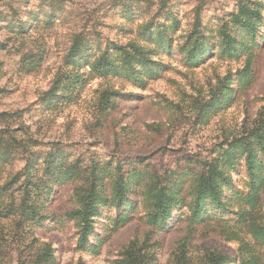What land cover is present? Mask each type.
I'll list each match as a JSON object with an SVG mask.
<instances>
[{"label": "rangeland", "instance_id": "rangeland-1", "mask_svg": "<svg viewBox=\"0 0 264 264\" xmlns=\"http://www.w3.org/2000/svg\"><path fill=\"white\" fill-rule=\"evenodd\" d=\"M243 5L258 10L250 30L236 16ZM121 6L119 0H0V145L11 136L24 143L20 148L12 141L16 152L12 162L0 168V185L8 172H22L29 157L37 159V168L52 154L63 160L64 168L75 162L85 167L91 161L110 162L115 168L119 162L122 172L135 163L141 172L155 169L161 174L178 171L187 157H212L230 143L250 139L264 117V0H163L145 9L133 3L131 15ZM170 11L178 19L175 30L162 27L171 25L165 19ZM148 19L150 37L143 28L137 30ZM128 29L144 45L151 63L165 64L158 77L135 81L122 74L98 76L87 74L83 66H75L76 73L68 63L66 55L77 36L87 42V52L98 54L109 41L125 44L134 35L124 32ZM163 30L171 37L165 49V35L156 36ZM193 30L192 38L200 36L208 49L196 63L181 49ZM58 73L73 79L58 82L61 99L43 101ZM80 73L88 75L85 83ZM225 77L231 78L232 88L226 102L198 122L189 103L205 106L213 95L219 96ZM106 86L118 92L108 114L96 102L98 90ZM148 124L161 127L149 129ZM260 148L255 145L257 157L264 160ZM230 177L233 190L247 194L243 155ZM72 180L54 186L41 209V223L23 224L15 231L0 215V264H19V244L26 238L51 245L55 264H122L125 247L135 238L141 254L137 264H206L204 252L210 250L222 253L226 264H239L240 257H255L264 264V230L247 232L234 212L249 206L235 194L232 209L211 210L194 225L187 219L188 208L176 207L164 227L147 223L144 204L131 195L137 208L125 220L112 226L108 217L117 216L115 208L103 209L98 217L93 236L101 241L96 253L76 250V228L64 217L76 206L73 191L80 181ZM262 198L250 218L264 228ZM15 232H26L23 242Z\"/></svg>", "mask_w": 264, "mask_h": 264}, {"label": "trees", "instance_id": "trees-1", "mask_svg": "<svg viewBox=\"0 0 264 264\" xmlns=\"http://www.w3.org/2000/svg\"><path fill=\"white\" fill-rule=\"evenodd\" d=\"M119 1L125 15L133 13L132 9H128L133 3L139 4L143 8L153 3H163V0H157V2L153 0ZM243 6L236 16L250 30L254 28V17L258 10L248 5ZM165 19L170 20L171 25L164 24L162 25L163 29L168 26H172L174 30L177 28L178 19L171 11L165 13ZM149 20L143 21L137 27V30L140 27L143 28L145 30L143 33H148V37L152 35L148 28L152 20ZM164 31L166 32L163 30L156 35L157 37L165 35L166 43L162 46L163 49L169 48L171 42V37L164 34ZM124 32L134 33V35L129 37L125 44L109 41L98 54L87 52V42L82 40L81 36H77L66 55L68 63L72 65L73 70L75 66L78 68L83 66L88 68L87 74L98 76L122 74L129 80L135 81L143 80L144 77H158L165 70V64L163 66L162 63H151L144 45L140 44L135 32L131 29ZM195 33L196 31L193 30L188 42L181 46L187 59L194 63L201 60L208 51L203 41H200V36L192 38V34ZM139 66L140 69H138ZM74 71L79 73L78 70ZM61 75L62 77H60ZM79 76L84 79V83L89 78L83 73L78 74ZM239 77L242 78L244 75H239ZM60 79L70 81L73 77L58 73L54 80L55 83L45 92L43 101L47 100L48 102L62 98V94L56 92L61 82ZM230 81V77H225L221 85L223 91L219 96L213 95L205 103V106H197L198 103L194 104V102L189 103L191 105L189 108L194 111L198 122H205L211 111L226 102L227 94L232 91V88L228 86ZM72 86L73 84L70 83V87ZM98 92L96 102L99 104L100 110L108 114L109 110L114 107L113 100L118 92L108 86L99 89ZM174 108L171 106V109ZM156 125L148 124L146 127L154 130L161 127V124ZM249 137V140L239 141L237 144L234 142L237 140H234V143L222 147L212 157L203 159L187 157L183 161L184 166L179 167L178 171L165 170L161 174L155 169L141 172L135 163H132L133 167L129 171L122 172L119 162L115 168L110 165V162L99 163L97 161H91L85 167L75 162V164H69L64 168L63 160L50 156L52 154L46 155L43 168H37V159L29 157L26 159V166L22 168V172H8L0 185L5 198V200L1 198V193L0 211L5 214L0 212V215H4L10 220L9 229L13 228L15 231L20 229L23 224L41 223L45 219L41 209L54 186L59 185L63 180L73 181L72 179H75L80 181L73 191L76 206L66 212L64 217L74 223L78 236L75 249L79 251L96 253L101 240L96 239L93 233L103 209L115 208L117 210V216L108 217L111 221L113 220L111 224L114 227L125 220L130 211L137 208V200L146 208L145 221L151 225L164 227L166 221L172 218V210L176 207H187L189 211L187 219L190 224L194 225L204 221L211 210L224 213L232 209L231 202L235 194L240 203L249 206L248 209L243 207L234 212L239 215L238 220L246 224L247 232L250 234L254 228L261 231L264 228L257 226L251 220L250 214L254 213L256 207L263 203L262 197H264V160L257 157L255 150V145H261L260 151L264 153V117H261L257 122V127L251 130ZM12 141L20 148L24 146L23 140H16L13 136L10 140L5 139V142L0 145V160L3 162L0 168L12 162L13 153L16 152V146ZM242 155L249 177L248 191L245 195L233 190L230 177V171L235 169V165ZM40 171H42L41 176H39ZM226 191L232 194L226 196ZM261 192L262 195H260ZM131 195H137V200H131ZM24 233V235H20L18 232L14 233L19 236L20 243L25 239L26 232ZM230 233H234V231L231 230ZM91 237H93L92 240L89 239ZM32 239L30 238V241L27 242L26 238L23 244H19L22 247L18 257L19 264H55L51 245L38 243ZM244 243L243 245H246ZM139 249L138 240L136 238L131 240L125 247L122 264L141 262ZM204 260L206 264H226V257L215 250L205 251ZM239 264L260 263L255 257H249V259L240 257Z\"/></svg>", "mask_w": 264, "mask_h": 264}]
</instances>
